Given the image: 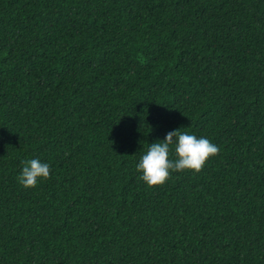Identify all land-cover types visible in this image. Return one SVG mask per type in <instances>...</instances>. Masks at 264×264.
I'll use <instances>...</instances> for the list:
<instances>
[{
  "label": "trees",
  "instance_id": "trees-1",
  "mask_svg": "<svg viewBox=\"0 0 264 264\" xmlns=\"http://www.w3.org/2000/svg\"><path fill=\"white\" fill-rule=\"evenodd\" d=\"M0 264H264V0H0Z\"/></svg>",
  "mask_w": 264,
  "mask_h": 264
},
{
  "label": "clouds",
  "instance_id": "clouds-1",
  "mask_svg": "<svg viewBox=\"0 0 264 264\" xmlns=\"http://www.w3.org/2000/svg\"><path fill=\"white\" fill-rule=\"evenodd\" d=\"M170 146H174L177 159L170 160ZM219 153L217 145L206 137L197 138L193 134L181 132L180 128L167 132L162 141L150 144L146 153L136 164L138 172H142L141 179L149 186L164 184L170 170H193L200 172L206 161ZM23 168L18 182L25 188H34L38 178H50V165L39 159L23 161Z\"/></svg>",
  "mask_w": 264,
  "mask_h": 264
}]
</instances>
